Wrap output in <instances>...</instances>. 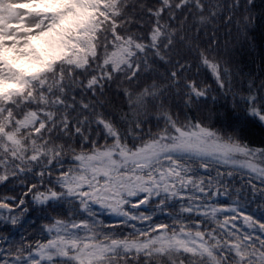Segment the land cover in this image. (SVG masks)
<instances>
[{"label":"trees","instance_id":"obj_1","mask_svg":"<svg viewBox=\"0 0 264 264\" xmlns=\"http://www.w3.org/2000/svg\"><path fill=\"white\" fill-rule=\"evenodd\" d=\"M94 46L82 66L56 61L0 98V264L47 242L48 227L80 222L101 242L164 226L195 232L209 247L122 249L89 264H264V0H117ZM183 131L197 147L203 131L214 147L235 148L236 163L175 162L193 179L192 187L181 183L193 201L234 211L188 212L190 197L164 191L128 196L133 204L123 208L152 224L135 229L134 219L106 213L94 221L62 183L106 150L131 156ZM242 233L244 255L234 248ZM52 264L81 262L56 255Z\"/></svg>","mask_w":264,"mask_h":264},{"label":"rangeland","instance_id":"obj_2","mask_svg":"<svg viewBox=\"0 0 264 264\" xmlns=\"http://www.w3.org/2000/svg\"><path fill=\"white\" fill-rule=\"evenodd\" d=\"M47 2L48 0H0L2 99L21 92L30 85L32 79L51 69L56 61L83 65L87 57L95 51V30L104 18L113 16L117 10V0H72L71 7L68 6L64 11L49 10L48 13L53 17L42 21L38 16L39 11L43 10ZM115 39L120 41L119 36ZM30 41L36 42L40 49L35 51L37 48ZM22 45L24 47H21ZM43 45L46 52L41 51ZM25 47L31 54L34 49L36 54L33 55L36 59L20 65L18 58L20 60L25 54ZM39 53L41 54L37 57ZM185 134L187 132L183 131L180 136L175 134L173 138L169 135L170 141L152 142L144 150L131 156L122 151L106 150L98 154L95 161L85 162L76 173L64 177L63 184L73 195L85 201L88 209L93 212L94 221L102 213H106L116 220L134 219L135 229H145L152 224L147 216L123 208L122 203L126 201L133 204L132 199L128 197L133 195L143 198L145 194L164 191L178 197H190L184 206L188 212L196 211L216 216L219 213L234 211V208L225 210L210 203L193 201V191L190 188L186 190L181 184L192 187L193 179L183 171L185 167L175 162L193 158L236 163L233 160L235 148L228 145L214 147L207 141L209 137H206L203 131L196 136L199 139L197 147L191 139L185 138ZM204 140L205 143L201 146ZM245 166L253 172L257 170L254 164ZM256 175L260 176L258 173ZM179 180L181 182H178ZM94 230V227H86L84 222L70 225L56 223L48 227L50 238L47 242L23 258L14 253L1 264H52V258L56 255L72 256L81 264H89L94 259L122 249L153 252L183 249L200 253L209 248L195 232L184 230L172 234L164 226H158L157 230L138 240H116L110 243L92 238ZM241 235L234 248L244 255L246 244L242 239L249 238V235ZM3 259L2 257L1 260Z\"/></svg>","mask_w":264,"mask_h":264},{"label":"bare ground","instance_id":"obj_3","mask_svg":"<svg viewBox=\"0 0 264 264\" xmlns=\"http://www.w3.org/2000/svg\"><path fill=\"white\" fill-rule=\"evenodd\" d=\"M46 5H50V6H46ZM68 6H70V0H48V2L44 5L43 10L40 9V11H39V15H38L39 19H41L43 21L45 18L53 17V16H51V13H48L49 10L64 11ZM40 32L41 31H39V34H38L39 38H40ZM39 41L41 42V39H39ZM30 42H32L34 47L37 48L35 51H38L40 49V46L36 42H33V41H30ZM42 44H44V39L42 40ZM21 47H24V45H22ZM44 48L45 47L43 45V48L41 49L42 52H46ZM33 50H32V54H31L29 49H27V47H25V50H24L25 54L20 58V60L18 58V62L20 65H25L24 62H28V61H31L33 59H36L35 55H33V54H36V52ZM40 54L41 53H39L37 57H39ZM41 63H44V61H41Z\"/></svg>","mask_w":264,"mask_h":264}]
</instances>
